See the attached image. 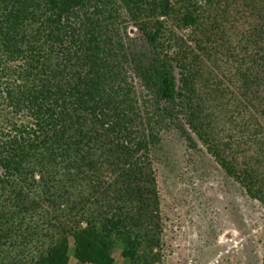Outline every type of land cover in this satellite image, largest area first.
<instances>
[{
    "label": "trees",
    "instance_id": "1",
    "mask_svg": "<svg viewBox=\"0 0 264 264\" xmlns=\"http://www.w3.org/2000/svg\"><path fill=\"white\" fill-rule=\"evenodd\" d=\"M171 129L264 203V0H0V264H163Z\"/></svg>",
    "mask_w": 264,
    "mask_h": 264
},
{
    "label": "rangeland",
    "instance_id": "2",
    "mask_svg": "<svg viewBox=\"0 0 264 264\" xmlns=\"http://www.w3.org/2000/svg\"><path fill=\"white\" fill-rule=\"evenodd\" d=\"M161 137L150 155L159 185L163 264H263L264 203L228 177L195 135L196 150L175 129ZM7 205L0 197V215ZM72 248V239L60 240L62 253Z\"/></svg>",
    "mask_w": 264,
    "mask_h": 264
}]
</instances>
